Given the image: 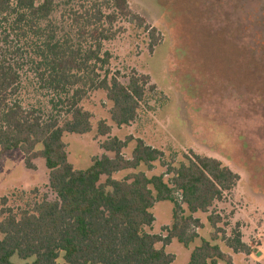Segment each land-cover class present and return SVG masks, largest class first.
I'll return each instance as SVG.
<instances>
[{
	"label": "trees",
	"instance_id": "16d2710c",
	"mask_svg": "<svg viewBox=\"0 0 264 264\" xmlns=\"http://www.w3.org/2000/svg\"><path fill=\"white\" fill-rule=\"evenodd\" d=\"M123 23L147 31L150 51L159 45L156 29L127 0H0V160L19 150L34 169L32 162L43 159L56 194L53 201L44 198L18 211L7 206V197L0 198V264H15L14 256L31 260L25 264H172L175 257L165 247L176 241L187 249L199 239L200 213L208 214L213 232L192 250L187 264H233L219 240L235 254H251L239 228L227 236L219 227L223 218L210 213L240 179L220 160L193 154L179 167L162 162L166 171L148 176L141 167L152 170L163 152L137 139L126 158L122 152L134 138L113 137L101 148L114 157H96L84 170L69 162L64 135L93 131V116L81 106L91 93L106 94L111 120L122 127L137 119L147 93L156 88L147 75L132 71L122 83L119 73L107 68L111 55L104 45L126 31ZM25 66L53 95L57 115L44 117L18 100ZM111 130L100 121L97 136ZM123 171L131 173L113 178ZM160 202L173 204L166 235L146 231Z\"/></svg>",
	"mask_w": 264,
	"mask_h": 264
},
{
	"label": "rangeland",
	"instance_id": "374dc122",
	"mask_svg": "<svg viewBox=\"0 0 264 264\" xmlns=\"http://www.w3.org/2000/svg\"><path fill=\"white\" fill-rule=\"evenodd\" d=\"M127 1L134 13L156 29L160 42L150 51L147 31L123 23L126 31L104 45L111 55L107 68L118 72L122 83L132 71L147 75L156 88L147 93L137 119L122 127L111 120L112 104L106 94L91 93L81 106L93 116V131L64 135L69 162L84 170L96 157H114L101 148L103 141L113 137L134 138L122 152L126 158L131 157L137 139L163 152V161L152 170L141 167L148 176L163 174L167 167L162 162L179 167L193 154L220 160L240 179L210 213L223 218L219 227L227 236L239 228L252 252L235 254L222 240L217 243L233 264H264V0ZM21 74L17 98L22 105L44 117L57 115L50 104L53 95L42 87L32 68L25 66ZM100 121L112 128L110 135L97 136ZM32 163L35 168H28L19 150L7 152L0 160V198L7 197V206L15 211L56 198L45 161ZM130 173L119 172L113 178L122 180ZM152 212L155 221L146 231L166 235L163 228L172 225L173 204L156 203ZM207 216L197 215L204 228L189 248L176 241L165 247L175 257L172 264H187L201 239H211ZM30 261L12 257L15 264Z\"/></svg>",
	"mask_w": 264,
	"mask_h": 264
},
{
	"label": "crops",
	"instance_id": "0c3cea01",
	"mask_svg": "<svg viewBox=\"0 0 264 264\" xmlns=\"http://www.w3.org/2000/svg\"><path fill=\"white\" fill-rule=\"evenodd\" d=\"M198 215V214H197ZM197 215H196V217H197Z\"/></svg>",
	"mask_w": 264,
	"mask_h": 264
}]
</instances>
